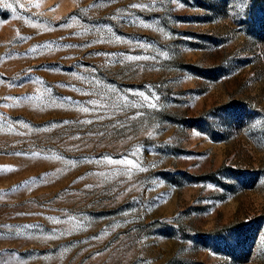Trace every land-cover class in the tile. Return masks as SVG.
I'll use <instances>...</instances> for the list:
<instances>
[{
  "label": "rangeland",
  "instance_id": "374dc122",
  "mask_svg": "<svg viewBox=\"0 0 264 264\" xmlns=\"http://www.w3.org/2000/svg\"><path fill=\"white\" fill-rule=\"evenodd\" d=\"M0 264H264V0H0Z\"/></svg>",
  "mask_w": 264,
  "mask_h": 264
},
{
  "label": "snow or ice",
  "instance_id": "6c2138e0",
  "mask_svg": "<svg viewBox=\"0 0 264 264\" xmlns=\"http://www.w3.org/2000/svg\"><path fill=\"white\" fill-rule=\"evenodd\" d=\"M36 6H38V5H36ZM133 7H140V5H133ZM53 10H54V9H53ZM65 26H67V25H65ZM136 59H139V57H137ZM151 106H152V107H155V105H151ZM82 111L87 112L88 109H87V108H83ZM109 162H110V163H113V161H109ZM115 163H126V164H128V165L135 166V165L133 164V161H131V160L115 161ZM225 241H226V238H225Z\"/></svg>",
  "mask_w": 264,
  "mask_h": 264
}]
</instances>
